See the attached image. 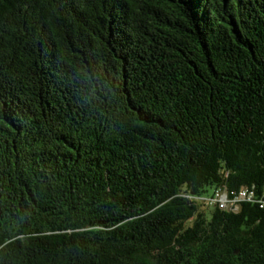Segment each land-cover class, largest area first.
I'll return each instance as SVG.
<instances>
[{
	"label": "trees",
	"instance_id": "trees-1",
	"mask_svg": "<svg viewBox=\"0 0 264 264\" xmlns=\"http://www.w3.org/2000/svg\"><path fill=\"white\" fill-rule=\"evenodd\" d=\"M220 188L264 199V0H0V264H264Z\"/></svg>",
	"mask_w": 264,
	"mask_h": 264
},
{
	"label": "built area",
	"instance_id": "built-area-1",
	"mask_svg": "<svg viewBox=\"0 0 264 264\" xmlns=\"http://www.w3.org/2000/svg\"><path fill=\"white\" fill-rule=\"evenodd\" d=\"M189 199L193 202L202 204L206 208H216L220 210H228L231 212H238L240 204L245 202H258L261 208H264V199L256 196L253 190L246 188L241 189L237 193H230L225 189H215L214 192L208 196H190Z\"/></svg>",
	"mask_w": 264,
	"mask_h": 264
},
{
	"label": "rangeland",
	"instance_id": "rangeland-1",
	"mask_svg": "<svg viewBox=\"0 0 264 264\" xmlns=\"http://www.w3.org/2000/svg\"><path fill=\"white\" fill-rule=\"evenodd\" d=\"M192 222H189L188 225H191Z\"/></svg>",
	"mask_w": 264,
	"mask_h": 264
}]
</instances>
